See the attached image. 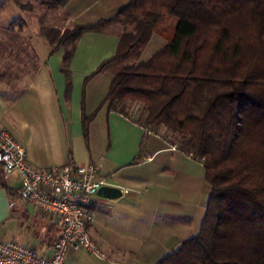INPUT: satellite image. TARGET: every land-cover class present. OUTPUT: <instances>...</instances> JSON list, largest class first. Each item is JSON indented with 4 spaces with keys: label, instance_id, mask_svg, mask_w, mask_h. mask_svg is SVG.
<instances>
[{
    "label": "trees",
    "instance_id": "16d2710c",
    "mask_svg": "<svg viewBox=\"0 0 264 264\" xmlns=\"http://www.w3.org/2000/svg\"><path fill=\"white\" fill-rule=\"evenodd\" d=\"M68 1L38 0L48 10ZM167 19L173 34L140 60ZM111 23L122 28L114 55L93 74L120 68L102 105L150 130L163 126L167 143L201 162L209 188L199 233L155 264H264V0H130L110 18L42 33L50 54L64 49L68 75L80 36ZM92 117L82 113L85 140Z\"/></svg>",
    "mask_w": 264,
    "mask_h": 264
},
{
    "label": "crops",
    "instance_id": "0c3cea01",
    "mask_svg": "<svg viewBox=\"0 0 264 264\" xmlns=\"http://www.w3.org/2000/svg\"><path fill=\"white\" fill-rule=\"evenodd\" d=\"M31 1L28 3L33 4ZM129 1L69 0L57 11L60 25L52 22L51 26L64 29L107 19ZM32 18L17 17L23 23L20 30L28 27ZM40 29L36 26L33 32H23L25 42L20 47L3 34L0 125L23 145L33 166L93 163L98 167L97 177L121 188L122 196L117 199L96 196L88 225L92 239L109 259L80 249L71 253L77 264H155L183 240L199 233L209 196L204 167L102 105L120 66L111 63L103 71L93 72L114 55L122 31L118 23L80 36L68 75L61 70L64 49L50 54L51 47ZM82 113L93 116L87 140L82 134ZM20 185L17 171L4 177L0 169V238L50 254L60 226L51 215L18 197Z\"/></svg>",
    "mask_w": 264,
    "mask_h": 264
},
{
    "label": "built area",
    "instance_id": "2783aa9c",
    "mask_svg": "<svg viewBox=\"0 0 264 264\" xmlns=\"http://www.w3.org/2000/svg\"><path fill=\"white\" fill-rule=\"evenodd\" d=\"M141 128L146 135L165 141L170 137L163 126L157 131ZM169 146L177 149L174 144ZM0 169L4 177L17 171L21 179L16 190L18 197L37 211L51 215L60 226L50 254L41 253L32 245L0 238V264H77L71 253L80 249L99 259H109L88 228L96 191L101 185L109 184L104 177H97V165L69 163L37 168L27 161L23 145L0 125Z\"/></svg>",
    "mask_w": 264,
    "mask_h": 264
},
{
    "label": "rangeland",
    "instance_id": "374dc122",
    "mask_svg": "<svg viewBox=\"0 0 264 264\" xmlns=\"http://www.w3.org/2000/svg\"><path fill=\"white\" fill-rule=\"evenodd\" d=\"M15 1L16 0H0V43L4 41L3 34L5 33L6 35H10L12 38L11 42L16 43L17 47H20V44L25 42L23 40V32H33L36 30V26H40L41 29L43 26L50 27L53 25L52 22H54V24L60 25L61 16L57 14V11L60 9L48 10L42 6L38 0H34V3H31L34 9L31 11H24L23 9H20L19 5ZM28 1L32 2L31 0ZM28 1L25 3H28ZM17 17H25L27 20L32 17L33 18L30 20L31 23H29L28 27H24L22 30H20V28L23 27V23L19 21ZM175 27L176 20L174 19H167L163 22H160L157 32L153 34L147 46L143 49L140 60L148 59L156 50L160 49L166 42L165 37L172 35ZM61 30L63 29L61 28ZM41 32L42 31H40V33ZM6 76L9 78V73H6ZM8 81L10 80L8 79ZM169 134L170 133H168V135Z\"/></svg>",
    "mask_w": 264,
    "mask_h": 264
},
{
    "label": "water",
    "instance_id": "95a60500",
    "mask_svg": "<svg viewBox=\"0 0 264 264\" xmlns=\"http://www.w3.org/2000/svg\"><path fill=\"white\" fill-rule=\"evenodd\" d=\"M96 194L105 199H117L122 196V190L114 185L103 184L97 189Z\"/></svg>",
    "mask_w": 264,
    "mask_h": 264
}]
</instances>
